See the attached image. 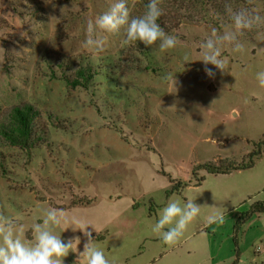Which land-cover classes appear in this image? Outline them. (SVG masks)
<instances>
[{
    "label": "rangeland",
    "instance_id": "rangeland-1",
    "mask_svg": "<svg viewBox=\"0 0 264 264\" xmlns=\"http://www.w3.org/2000/svg\"><path fill=\"white\" fill-rule=\"evenodd\" d=\"M114 2L0 0V211L30 227L42 210L62 209L54 231L80 237L64 264H86L77 221L110 264H264V214L251 212L264 202V25L240 37L244 51L223 47L224 72L207 65L214 79L201 55L212 28L234 30L226 2L264 16V0H164L168 23H158L177 38L174 49L125 44L123 28H97L104 51L86 48L88 22ZM138 2L127 0L130 17L143 15ZM81 70L92 77L73 87ZM17 107L37 114L38 140L26 148L4 135ZM258 146L242 172L200 168L245 166ZM174 197L202 208L170 246L152 226Z\"/></svg>",
    "mask_w": 264,
    "mask_h": 264
},
{
    "label": "clouds",
    "instance_id": "clouds-1",
    "mask_svg": "<svg viewBox=\"0 0 264 264\" xmlns=\"http://www.w3.org/2000/svg\"><path fill=\"white\" fill-rule=\"evenodd\" d=\"M164 0H148L146 11L141 16L130 17L127 0H115L109 10L100 15L95 22L87 25L88 37L84 42L86 48L97 53L104 51L105 39L97 36V28L103 32L115 34L123 28L125 44L142 43L147 48H158L160 52L174 49L178 40L169 35L157 22L164 14ZM225 9L229 14L234 30L220 33L212 28L211 35L201 44L202 62L207 77L215 78L216 73L207 65H212L221 73L226 64L222 58V49L230 45L234 52L244 51L240 37L253 28L264 25V16L246 8L233 10L232 4L226 2ZM186 61L188 57L184 58ZM166 79H173L169 74ZM257 80L264 87V71L257 73ZM247 103V101H245ZM215 142V141H214ZM202 206L195 200L181 202L178 198H170L161 210L159 218L152 226L166 245H175L183 237L189 225L198 217ZM43 222L33 223L30 227L18 223L0 211V264H64L71 250L80 244V237L76 236L65 241L54 229L65 221L62 209L48 208L42 210ZM213 222H222V217H212ZM80 230L86 237L80 257H86V264H110L105 252L96 245L87 224L79 221ZM68 228H65L67 230ZM31 231V238L27 235ZM77 229H73L76 231Z\"/></svg>",
    "mask_w": 264,
    "mask_h": 264
},
{
    "label": "trees",
    "instance_id": "trees-1",
    "mask_svg": "<svg viewBox=\"0 0 264 264\" xmlns=\"http://www.w3.org/2000/svg\"><path fill=\"white\" fill-rule=\"evenodd\" d=\"M138 3H139V8L143 12H145L146 11L145 6L148 3V0H139ZM167 17L168 16L166 14L165 15L163 14L159 18L158 21L163 23L162 25H165L166 24L165 22L168 23ZM78 76H79L78 77L79 79L71 83L73 87L85 86V81H87V79L92 77V75H89V74L88 76H86V71H83V70L78 72ZM36 116L37 114L30 107L14 108L12 110L10 128L4 132L6 140L11 145H14L20 148H26V147H29V145L34 144L35 141L38 140L33 134L34 120L36 119ZM259 147L260 146H258V149H256V151H254L253 153L248 154V156H250V160H249V163L245 166H238V165H235L234 163H230L231 161H229L228 162L230 163L229 166L223 170H221L219 166L215 165L216 162L214 163L209 162L207 164H204L200 168L204 169L208 174H212V175H221V174L225 175L235 170H244V169L251 168L253 166L254 160L257 159L261 155V150H260L261 148ZM203 181H204V177H201L200 180L195 184V186H200ZM183 188L184 186H181V185L178 186V188L171 187V189L166 192V196L169 197L173 193L179 192ZM251 212L264 214V202L254 204L251 208ZM239 221H240L239 223H241L242 219H240ZM237 256H238V250H237ZM233 264H237V260Z\"/></svg>",
    "mask_w": 264,
    "mask_h": 264
},
{
    "label": "crops",
    "instance_id": "crops-1",
    "mask_svg": "<svg viewBox=\"0 0 264 264\" xmlns=\"http://www.w3.org/2000/svg\"><path fill=\"white\" fill-rule=\"evenodd\" d=\"M239 172H242V170H235V171H232L231 173H229V174H225V176H231V175H233V174H236V173H239ZM222 175V174H221ZM207 176H212V174H209V175H207ZM222 176H224V175H222ZM220 177V176H219ZM182 190V189H181ZM180 192V191H179ZM170 197V196H169Z\"/></svg>",
    "mask_w": 264,
    "mask_h": 264
},
{
    "label": "built area",
    "instance_id": "built-area-1",
    "mask_svg": "<svg viewBox=\"0 0 264 264\" xmlns=\"http://www.w3.org/2000/svg\"><path fill=\"white\" fill-rule=\"evenodd\" d=\"M257 251L260 253H264V241L262 242V244H260V246L258 247Z\"/></svg>",
    "mask_w": 264,
    "mask_h": 264
}]
</instances>
